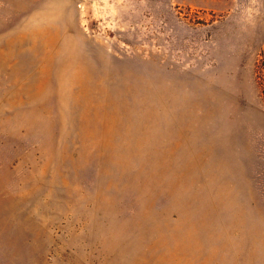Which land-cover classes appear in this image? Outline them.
I'll return each instance as SVG.
<instances>
[{
  "label": "rangeland",
  "instance_id": "rangeland-1",
  "mask_svg": "<svg viewBox=\"0 0 264 264\" xmlns=\"http://www.w3.org/2000/svg\"><path fill=\"white\" fill-rule=\"evenodd\" d=\"M0 264H264V0H0Z\"/></svg>",
  "mask_w": 264,
  "mask_h": 264
}]
</instances>
